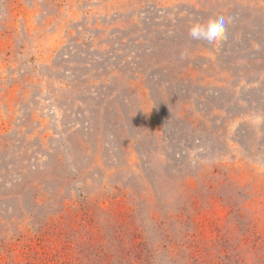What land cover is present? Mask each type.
<instances>
[{"label": "rangeland", "instance_id": "1", "mask_svg": "<svg viewBox=\"0 0 264 264\" xmlns=\"http://www.w3.org/2000/svg\"><path fill=\"white\" fill-rule=\"evenodd\" d=\"M0 264H264V0H0Z\"/></svg>", "mask_w": 264, "mask_h": 264}, {"label": "clouds", "instance_id": "2", "mask_svg": "<svg viewBox=\"0 0 264 264\" xmlns=\"http://www.w3.org/2000/svg\"><path fill=\"white\" fill-rule=\"evenodd\" d=\"M227 21L223 16L206 22H194L190 25L189 36L192 40L203 41L209 49H216L226 38Z\"/></svg>", "mask_w": 264, "mask_h": 264}, {"label": "trees", "instance_id": "3", "mask_svg": "<svg viewBox=\"0 0 264 264\" xmlns=\"http://www.w3.org/2000/svg\"><path fill=\"white\" fill-rule=\"evenodd\" d=\"M94 234H96V232L94 231ZM94 234H92V235H94Z\"/></svg>", "mask_w": 264, "mask_h": 264}]
</instances>
